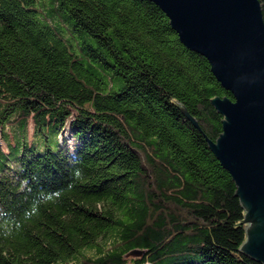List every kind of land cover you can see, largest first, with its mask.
Segmentation results:
<instances>
[{
	"label": "trees",
	"instance_id": "16d2710c",
	"mask_svg": "<svg viewBox=\"0 0 264 264\" xmlns=\"http://www.w3.org/2000/svg\"><path fill=\"white\" fill-rule=\"evenodd\" d=\"M214 98L150 0H0V264H260Z\"/></svg>",
	"mask_w": 264,
	"mask_h": 264
},
{
	"label": "water",
	"instance_id": "95a60500",
	"mask_svg": "<svg viewBox=\"0 0 264 264\" xmlns=\"http://www.w3.org/2000/svg\"><path fill=\"white\" fill-rule=\"evenodd\" d=\"M180 41L207 59L230 98H214L223 132L209 148L245 211L241 252L264 264V18L258 0H150Z\"/></svg>",
	"mask_w": 264,
	"mask_h": 264
},
{
	"label": "rangeland",
	"instance_id": "374dc122",
	"mask_svg": "<svg viewBox=\"0 0 264 264\" xmlns=\"http://www.w3.org/2000/svg\"><path fill=\"white\" fill-rule=\"evenodd\" d=\"M33 134H34V126H33V123L32 121L30 122V125H29V136H30V140H32V137H33ZM0 145L1 147L3 148V150L5 152H7V146L4 142H1L0 141Z\"/></svg>",
	"mask_w": 264,
	"mask_h": 264
},
{
	"label": "clouds",
	"instance_id": "9594fccd",
	"mask_svg": "<svg viewBox=\"0 0 264 264\" xmlns=\"http://www.w3.org/2000/svg\"><path fill=\"white\" fill-rule=\"evenodd\" d=\"M77 175H79V172H77Z\"/></svg>",
	"mask_w": 264,
	"mask_h": 264
}]
</instances>
